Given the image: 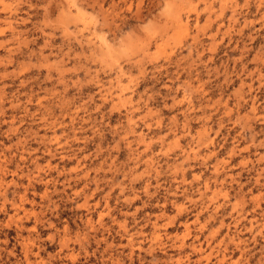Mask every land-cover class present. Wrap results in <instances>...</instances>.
Wrapping results in <instances>:
<instances>
[{
    "label": "rangeland",
    "instance_id": "obj_1",
    "mask_svg": "<svg viewBox=\"0 0 264 264\" xmlns=\"http://www.w3.org/2000/svg\"><path fill=\"white\" fill-rule=\"evenodd\" d=\"M0 264H264V0H0Z\"/></svg>",
    "mask_w": 264,
    "mask_h": 264
}]
</instances>
